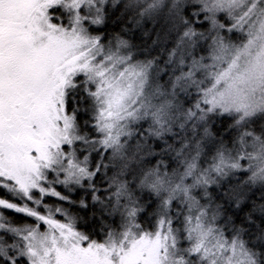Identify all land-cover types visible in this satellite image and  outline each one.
<instances>
[{
  "label": "snow or ice",
  "instance_id": "snow-or-ice-1",
  "mask_svg": "<svg viewBox=\"0 0 264 264\" xmlns=\"http://www.w3.org/2000/svg\"><path fill=\"white\" fill-rule=\"evenodd\" d=\"M0 264H264V0H0Z\"/></svg>",
  "mask_w": 264,
  "mask_h": 264
}]
</instances>
